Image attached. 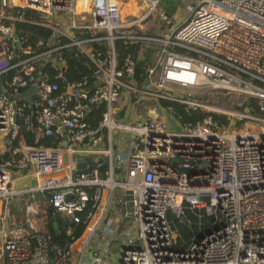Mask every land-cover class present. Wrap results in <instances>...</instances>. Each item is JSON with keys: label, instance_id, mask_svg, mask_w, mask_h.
<instances>
[{"label": "built area", "instance_id": "1", "mask_svg": "<svg viewBox=\"0 0 264 264\" xmlns=\"http://www.w3.org/2000/svg\"><path fill=\"white\" fill-rule=\"evenodd\" d=\"M120 1L0 0V264H29L33 257L35 264H86L93 250L98 254L89 264H108L118 243L124 246L115 264H264V117L237 116L235 122H254L242 129L209 115L180 124L170 107L158 104L170 100L201 109L174 88L196 87L205 78L244 85L264 99V0H201L163 36L138 30L158 0H143L144 13L129 20L122 19ZM26 9L34 18L25 20ZM21 21L51 31L45 49L18 34L15 23ZM115 41L138 45L140 57L154 50L144 85L133 79L130 54L118 66ZM98 42L105 49L93 47ZM71 48L89 61V77L68 79L62 55ZM30 87L33 94L21 98ZM98 103L105 108L92 128L86 115ZM144 103L156 105L159 114L128 116L129 107ZM20 125L35 138L58 139L57 145L12 146ZM113 132L130 134L127 145L114 144ZM98 146L125 166L123 177L111 178L110 159L106 177L96 168L73 173L71 161L60 172L62 155ZM173 162L189 171H178ZM22 170L44 176L32 191L43 194L53 211L75 223L76 213L84 212V229L67 246L50 243L30 222L9 224L7 203L24 192L10 188L11 176ZM116 188L131 190V213L119 209L135 225L133 240L113 238L112 218L118 215L110 218L107 206ZM184 208L210 225L185 245L167 217L183 220ZM92 237L101 249H87Z\"/></svg>", "mask_w": 264, "mask_h": 264}, {"label": "trees", "instance_id": "2", "mask_svg": "<svg viewBox=\"0 0 264 264\" xmlns=\"http://www.w3.org/2000/svg\"><path fill=\"white\" fill-rule=\"evenodd\" d=\"M23 12L25 20L34 18V14L29 10H21ZM15 30L19 35L26 38V42L33 48L37 50H43L48 44L49 38L51 36V31L48 28L29 23L27 21H21L15 23ZM40 41V44L36 46V42ZM93 47L105 49L106 45L103 42L94 43ZM138 45H127L121 41L114 42V49L116 52V59L118 66L121 65L122 59L126 54L134 59V75L133 79L139 85H144L146 81L145 69L150 62V58L153 54V49H147L143 56L140 57L139 53L141 49L138 48ZM67 63V75L69 80H77L83 76H90L91 67L89 61L79 52H76L74 49H67L63 51V55ZM43 69L49 73L51 68L45 65ZM51 77V76H50ZM92 79L90 80V82ZM158 104L160 107H170L171 115L173 118L180 124H190L193 125L197 122H200L206 116H210L211 119L217 124H226L227 117L218 113H206L199 108L187 107L179 102L170 101V100H159ZM250 107V112L253 116H264V105L256 103V100L250 98L247 102ZM104 104L98 103L92 106L89 112L86 115L88 125L90 127H95L100 118L101 114L104 111ZM122 112L119 116L121 117ZM251 114V115H252ZM21 141L27 145H42V146H52L57 145L58 139L54 137H37L35 138V133L32 130H25L23 125H20L18 136L12 142V146L18 145V142ZM107 161L99 160L96 163L89 162L87 163L86 170H91L96 168L98 174L101 177H106L107 173ZM89 193L90 190L86 189ZM89 204V203H88ZM50 208V207H48ZM84 212L76 213V216L79 218L77 223L70 221L67 217L62 216L60 213L53 211L52 217L55 224V228L52 227V222L50 217L45 220V232L49 236L50 243L57 245L59 247L67 246L73 239L80 236L84 229L83 223ZM168 220L171 222L173 227L177 230L179 234L178 242L181 244H187L190 240L198 235V230L202 229L203 231L210 227L206 217H196V212L190 211L188 208H184V217L183 220L175 218L172 214L167 215ZM67 227L70 228V233L66 234Z\"/></svg>", "mask_w": 264, "mask_h": 264}, {"label": "crops", "instance_id": "3", "mask_svg": "<svg viewBox=\"0 0 264 264\" xmlns=\"http://www.w3.org/2000/svg\"><path fill=\"white\" fill-rule=\"evenodd\" d=\"M125 1H128L126 7L129 8L127 10H129V13H131L132 15L130 19L134 17H139L140 15H142V13H144L146 5L143 0H125ZM200 1L201 0H158L154 9L151 11L150 15L142 23H139L138 30L144 34H148L152 36H158L159 33L161 32L163 36V34L166 32L164 30L165 28H170L169 30H171L172 28L180 24L184 20V18L188 15V12L190 11V9L197 2H200ZM177 8H179L181 11L179 18H176L174 16ZM149 18H151L152 23H153L151 27L147 25V22H146ZM129 111H128L129 113L128 116H131V117L138 116V117L146 118L148 116L151 117L155 114H159L156 105H152L148 103L136 105L134 107H129ZM102 137L100 138V143L101 141L102 142L104 141ZM2 148H3V143L2 141H0V156L4 157L5 154L2 152ZM61 157H62V166L60 168L61 173L65 172V170L67 169V164H69L70 161L73 162L72 172L78 173V172H83L86 170L87 163L89 162L96 163L99 160H103V159L106 160L107 162L109 159L111 160L110 162V166H111L110 173L111 174L110 175H111V178H113L114 180L120 179L121 177H123L125 173V166L122 164L117 165L114 161V157L109 156L106 152H104L103 148L99 146L98 147H86L79 151H74L71 154H64ZM80 162H86V165L80 169H77L76 165ZM108 167L109 165H107L106 175H108ZM44 179H45L44 176L36 177L31 170L15 171L12 173L11 181H10V188L15 189V190L24 191V192L18 195H15L10 201L15 200L17 196L30 195L33 197L34 195L37 196L38 194H40L44 202V208L41 210H38L37 208L33 207L31 204H26L24 206V212H25L27 219L22 222L17 221V223H13L12 225H14V227L17 226L18 224H22V223L24 224V222H30L32 225H34V227L45 231V220L49 216L48 205H47L46 200L44 199L45 197L43 194L32 191V188L35 187L36 185H41ZM124 191H125L124 189L116 188L114 191L111 192V196H110L109 203L107 206V212L109 210L108 207L110 206L112 202L111 199H112L113 194H118V196L121 197V202H122ZM2 206H3V203L0 201V210ZM26 207H29L31 209L28 211V209L26 210ZM119 208L120 207L118 205V209ZM19 213L20 211L17 212V214ZM113 213H115V215L120 216V217L113 216L112 218L113 220H112L111 228L115 229L116 231V232L114 231L113 233V238H115V240L121 239L122 241H126L127 239L133 240L135 237V233H136L134 223L131 221V219H129L128 217L126 218V216L122 215V212L120 211V209L118 212L113 211L112 214L109 215L110 218L112 217ZM30 216H35L34 217L35 221L30 219ZM6 218L8 219L9 224H11L12 223L10 221L11 219L8 218V203H7V209H6ZM42 225H44V227ZM97 230L98 232H101V233L103 231L102 227L98 228ZM118 246L120 247V250H121L124 244L118 243ZM120 250L118 254L115 255L114 257V261H113L114 263L117 262V259L120 254Z\"/></svg>", "mask_w": 264, "mask_h": 264}, {"label": "rangeland", "instance_id": "4", "mask_svg": "<svg viewBox=\"0 0 264 264\" xmlns=\"http://www.w3.org/2000/svg\"><path fill=\"white\" fill-rule=\"evenodd\" d=\"M127 3L128 1L125 0L120 1L121 15L123 20H129L132 17L131 13H129V10H127L129 9L128 7H126ZM180 12H181L180 9L177 8L174 16L176 18H179ZM146 22L147 25H149L150 27L153 25L151 18H149ZM169 29L170 28H165L164 30L168 32ZM160 35L162 36L161 32L159 33L158 36ZM174 92L182 95L186 94L185 96L189 98L190 103L200 105L201 110L203 111L218 113L226 116L227 123L231 125L233 124L234 127L240 129L249 126H254V122H249L247 119H243V118L240 121L235 122L237 116L240 115L248 116L252 114L250 112V107L247 104L248 100L250 98H253L256 100V103H259L261 106L264 105V99L254 95L253 91L246 89L244 85H240L232 82H230V84H222L211 78H205L202 81V83H200L196 87H192L188 89L175 87ZM162 116L166 117V114L162 112ZM251 116H253V114ZM256 117H264V116L259 115ZM254 129H250V130H254ZM129 136L130 134L124 132L123 133L113 132V136H112L113 143L118 144V146L122 148L123 145L125 144L127 145ZM105 144L106 143L103 141L102 146H105ZM118 197H119L118 194H113L111 199L112 202L108 207L109 209L107 212L108 216L111 215L113 211L114 212L119 211L118 205L121 202V197L119 198ZM26 204H31L33 207L37 208L38 210L44 208V202L40 194H38L37 196L34 195L33 197L30 195L17 196L15 200L9 201L8 203V218L11 219L10 220L12 222L11 224L17 223V221L22 222L27 219L24 212V206ZM18 211H20L19 214H17ZM34 217L35 216H30V219L35 221ZM42 226L44 227V225ZM91 247L101 249V247L97 244V242L93 237L87 244V249H90ZM119 250L120 247L114 244L111 248V253L113 254V256L117 255ZM113 256L111 259L106 258L108 264H115L113 262L114 261ZM36 262L37 260L33 257L29 262V264H35Z\"/></svg>", "mask_w": 264, "mask_h": 264}, {"label": "water", "instance_id": "5", "mask_svg": "<svg viewBox=\"0 0 264 264\" xmlns=\"http://www.w3.org/2000/svg\"><path fill=\"white\" fill-rule=\"evenodd\" d=\"M16 46L18 47V44H16ZM35 91L34 87H30L25 93H23L22 95H20L21 98L28 100L29 96H31L33 94V92ZM179 98H183L182 95H178ZM178 129V128H177ZM86 165V162H80L76 165L77 169H80L82 167H84ZM173 167L176 168L178 171H182V172H188V169H184V168H180L177 166L176 162L172 163ZM71 199V194L70 193H66L64 195V200L66 202H69ZM132 194H131V190H125L123 193V202L120 204V209L124 210V212H126V214H130L131 210H132ZM48 214L50 216V221L52 222V227L55 228V224L53 222V217H52V209L48 208ZM127 215V216H128ZM126 216V218H127ZM209 219H211V217H208ZM33 243L35 244V240L34 238L32 239ZM98 254L97 250H93L90 253V256H87L83 259V263L89 264L92 260L93 257H95Z\"/></svg>", "mask_w": 264, "mask_h": 264}, {"label": "bare ground", "instance_id": "6", "mask_svg": "<svg viewBox=\"0 0 264 264\" xmlns=\"http://www.w3.org/2000/svg\"><path fill=\"white\" fill-rule=\"evenodd\" d=\"M79 241L81 242V241H82V238H81V239H79ZM74 251H75V248H74Z\"/></svg>", "mask_w": 264, "mask_h": 264}]
</instances>
